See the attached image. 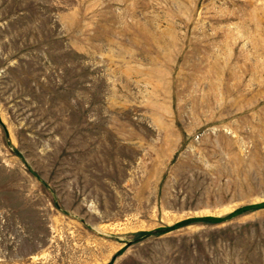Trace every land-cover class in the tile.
<instances>
[{
  "label": "rangeland",
  "instance_id": "rangeland-1",
  "mask_svg": "<svg viewBox=\"0 0 264 264\" xmlns=\"http://www.w3.org/2000/svg\"><path fill=\"white\" fill-rule=\"evenodd\" d=\"M0 264H264V0H0Z\"/></svg>",
  "mask_w": 264,
  "mask_h": 264
}]
</instances>
